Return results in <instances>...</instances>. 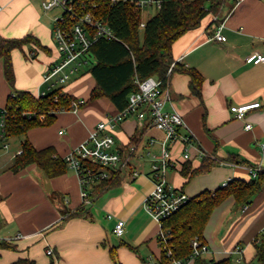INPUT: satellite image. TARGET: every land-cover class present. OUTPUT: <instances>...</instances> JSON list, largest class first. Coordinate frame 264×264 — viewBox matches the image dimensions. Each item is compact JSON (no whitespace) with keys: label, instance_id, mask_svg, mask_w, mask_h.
Here are the masks:
<instances>
[{"label":"crops","instance_id":"obj_1","mask_svg":"<svg viewBox=\"0 0 264 264\" xmlns=\"http://www.w3.org/2000/svg\"><path fill=\"white\" fill-rule=\"evenodd\" d=\"M0 6V39L27 35L34 39L11 52L14 84L0 57V104H7L16 90L30 91L39 98L47 88L43 75L58 60L54 19L44 18L41 0H0ZM222 13L221 32L226 40L215 38L218 27L214 29L212 22L217 16L208 15L173 44L175 60L204 76L200 94L191 89L187 73L170 71L167 80L171 101L188 125L186 132L192 141L172 147L175 165L166 178L190 197L234 178L251 179L250 164L264 166V64L248 60L264 50V0H238L231 12L224 8ZM91 63L64 87L83 101L77 111H61L48 124L29 129L18 143L13 136L8 150L0 149L8 152L0 157V241L14 246L0 247V264L21 258L35 264H175L163 261L162 225L145 207L154 183L148 152L160 154L163 130L148 127L136 116L124 120L115 130L116 145L123 149L136 146L131 164L140 173L133 177L128 171H114L111 177L116 175L119 180L99 192L95 191L100 183L95 185L87 205H83L79 177L68 165L54 175L36 163L13 168L23 139L37 149L53 148L54 157L63 159L89 137L102 118L119 110L107 96L90 99L96 79L84 73L95 64ZM252 102L261 106L250 109L243 119L230 109ZM166 108L171 110V103ZM231 154L246 162L228 160ZM206 157L216 162L209 172L190 178L184 174L186 166L196 168ZM119 218L126 222L122 235L114 233ZM260 232H264V186L247 205L230 197L214 210L204 231L210 248L204 257L209 261L232 257L238 264H251L257 259L254 240ZM50 248L52 254H48ZM185 264H194V260Z\"/></svg>","mask_w":264,"mask_h":264},{"label":"trees","instance_id":"obj_2","mask_svg":"<svg viewBox=\"0 0 264 264\" xmlns=\"http://www.w3.org/2000/svg\"><path fill=\"white\" fill-rule=\"evenodd\" d=\"M238 0H163L162 8L158 10L145 24L143 39L141 40L142 10L131 5L102 4L98 8V15L114 31L115 38H100L91 47V55L95 64L85 71L96 79V85L91 91L90 99L101 96L109 97L120 109L129 102V95L139 89L135 78L143 80L150 76L158 78L162 86L167 84L170 71H180L190 76L191 89L200 94L204 76L195 68L178 63L173 55V44L189 30L199 27L208 15L217 16L212 22L214 29L224 21V8L231 12ZM33 37L27 35L21 38H1L0 57L5 59V72L8 80L14 84L15 74L11 52L15 48H22L31 42ZM38 41V40H37ZM61 88L51 91L48 95L37 98L32 92L16 90L10 94L8 104L12 106V135H26L35 126L48 124L55 116H47L42 121L39 118H28L22 113L25 110L47 111L57 106H70L71 98L76 96L69 93V97L60 96L53 101L55 94ZM83 104V102H82ZM23 153L17 155L13 164L19 170L30 163H36L46 169L50 175L59 174L67 167L65 160L54 157L53 148L37 149L29 139L21 143ZM228 160L242 163L238 155L231 154ZM210 157L203 159L196 167L186 166L184 174L190 178L198 174L209 172L215 165ZM253 165V164H250ZM116 175L102 181L96 186L99 192L104 186L113 184ZM264 186V171L249 180L234 178L215 190H204L185 203V205L162 222V229L168 232L167 239L159 236L162 246L164 262L182 259L191 260L193 252L192 241L204 239V231L214 210L228 198L234 197L239 205H247ZM10 242L0 241V247L14 248ZM256 258L264 264V232L255 237ZM168 250L172 256H168ZM114 253V250H113ZM115 255V253H114ZM232 264L233 258L228 257L220 261L207 260L204 256L194 259V264ZM11 264H35L33 260L21 258Z\"/></svg>","mask_w":264,"mask_h":264},{"label":"built area","instance_id":"obj_3","mask_svg":"<svg viewBox=\"0 0 264 264\" xmlns=\"http://www.w3.org/2000/svg\"><path fill=\"white\" fill-rule=\"evenodd\" d=\"M126 4L142 10L150 8L156 12L162 8L163 0H43L45 9L60 7L62 14L54 18L53 37L58 51V60L52 63L43 75V83L47 88L39 93V97L48 95L51 91L61 88L59 94H55L53 101L57 102L60 96L69 97V92L64 89L65 84L73 76H76L87 66L93 56L91 47L100 38H115L110 25L102 21L97 11L102 5ZM2 6H0V11ZM217 18V17H216ZM146 22L142 20L140 27L143 29ZM222 24L215 32V38L224 41L226 36L221 32ZM248 60L254 64H264V50L253 53ZM139 89L129 95L128 104L114 113H108L102 118L89 137L67 153L63 159L67 165L78 175L81 185L83 205L91 203V195L95 185L109 179L111 174L128 171L135 177L140 172L131 164V157L136 150L135 145L128 149L116 145L115 130L126 119L136 116L143 119L146 125L155 126L165 132V139L161 142L160 154L148 152L151 159V175L153 177V189L145 199V207L148 213L160 224L164 219L181 209L190 199V196L182 189L171 185L166 178L167 171L175 165L173 146L192 141V135L188 130L184 118L171 101V86L163 87L161 81L155 76L143 80L135 78ZM58 85H62L56 88ZM79 98L72 99L70 106H57L45 111L25 110L23 115L28 118L46 120L47 116L55 115L61 111H77L82 104ZM171 103L172 109L166 108ZM261 106L260 102H252L242 105H232L230 109L239 119H243L246 113L255 107ZM12 106L0 104V149L8 150L11 145L12 135ZM247 128L251 123H247ZM155 138H151L153 144ZM23 153L22 147L17 155ZM185 158L190 154L186 152ZM251 177L255 178L264 171L263 164L249 165L247 167ZM111 218L112 215L110 214ZM126 222L119 218L114 226V233L122 235L125 232ZM162 239H167L168 232L163 229L160 233ZM164 246V245H163ZM167 248V246H164ZM193 252L191 260L198 256H204L210 251L208 244L199 238L192 241ZM168 249V248H167ZM239 251V249H237ZM53 249L48 250L52 254ZM168 256L172 251L168 250ZM175 264H185L182 259H174ZM210 264V262H209Z\"/></svg>","mask_w":264,"mask_h":264},{"label":"rangeland","instance_id":"obj_4","mask_svg":"<svg viewBox=\"0 0 264 264\" xmlns=\"http://www.w3.org/2000/svg\"><path fill=\"white\" fill-rule=\"evenodd\" d=\"M42 1V11L44 12V18L51 22L52 19H54L56 16H59L60 14H62V9L60 7H54L52 9H45L43 7V0ZM156 13L155 10L147 8L144 9L143 14H142V20L144 22H147L152 16H154ZM143 39V29H141V40ZM92 63L95 62V59H91ZM91 63V64H92ZM80 74V73H79ZM78 74V77H79ZM86 75V74H85ZM77 76H73L71 79H69L65 84H63V86L66 88V86H68L75 78H78ZM62 85H58L56 88H59ZM15 142L17 141V143L21 140V136H15L14 137ZM13 140V142H14ZM8 153L7 151H0V157H6V153ZM232 264H238L235 260H233ZM251 264H261L257 259H255L254 261L251 262Z\"/></svg>","mask_w":264,"mask_h":264},{"label":"bare ground","instance_id":"obj_5","mask_svg":"<svg viewBox=\"0 0 264 264\" xmlns=\"http://www.w3.org/2000/svg\"><path fill=\"white\" fill-rule=\"evenodd\" d=\"M46 86H47V85H46ZM46 86H45V87H46Z\"/></svg>","mask_w":264,"mask_h":264}]
</instances>
